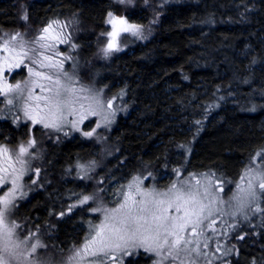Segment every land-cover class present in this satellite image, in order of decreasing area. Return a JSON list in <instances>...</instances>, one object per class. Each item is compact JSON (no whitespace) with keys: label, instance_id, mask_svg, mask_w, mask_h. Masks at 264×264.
<instances>
[{"label":"trees","instance_id":"1","mask_svg":"<svg viewBox=\"0 0 264 264\" xmlns=\"http://www.w3.org/2000/svg\"><path fill=\"white\" fill-rule=\"evenodd\" d=\"M143 1L129 8L117 0H0V35L73 13L91 28L75 37L83 51L103 37L110 11L149 23L152 13ZM155 8L145 41L93 69L101 75L98 85L124 91L129 108L107 133L110 155L100 159L101 173L159 176L181 168L234 182L254 151L264 148V0H179ZM19 129L3 122L0 134L16 138ZM55 143L46 156L50 182L33 191L18 212L44 240L64 248L79 244L84 232L76 228L77 214L60 215L76 188L62 176L76 157L97 158L98 150L78 138L52 147ZM260 216L230 231L232 248L224 264H264V211ZM142 262L140 253L125 264Z\"/></svg>","mask_w":264,"mask_h":264},{"label":"rangeland","instance_id":"2","mask_svg":"<svg viewBox=\"0 0 264 264\" xmlns=\"http://www.w3.org/2000/svg\"><path fill=\"white\" fill-rule=\"evenodd\" d=\"M154 1L151 2L148 0V8L152 13L151 15L153 16L154 14V18L151 16L148 19L149 23L141 24L136 21H130L125 14H115L116 16L126 17L130 23L141 25L144 38H137L130 33L123 34L120 41L121 50L113 52L112 54L127 50L136 41L143 42L146 40L151 30L150 26H153L152 24L155 22L156 4L163 6V4H169L170 2L173 3L179 0ZM124 5L132 8L134 0H132L131 4ZM107 14L105 20L108 18ZM105 20V32H107L111 30V27L105 23ZM52 21H59L61 25H66V27L61 29V27L56 26L54 30H51V34L56 35L62 31L64 36H70V42L57 44L53 40H48L46 43L53 44L54 47L46 49L31 43L40 34L41 30ZM25 27L22 31L13 30L0 35V66L15 64L23 51L28 52V55L23 57L24 65H21L20 68H14L11 73L5 71L4 76L0 77V86H3L5 82L9 85L19 83L23 89V98L19 100L18 107H12L7 104L9 99H13L15 103L14 97L16 94L0 96V110H2L0 111V126H3V122H8L13 128L22 129L16 138L8 137L7 134H0V149L6 148L8 150L6 156L0 155V176L7 175L8 177L7 186L3 188V191H0V198H6L7 193L13 188L14 180L22 186L16 189L15 206L12 207L10 214L5 220V224L8 227H11L13 223L21 225L15 231L12 238L13 243H20L27 238L25 243H20V247L17 250L20 253V258L13 261V264H69V257L74 254V250L83 246L85 238H90V233L91 235H95L96 226L104 222V209L111 210L120 208L125 203V196L120 194L121 190L124 194L132 193L134 199L137 201L134 204L132 200H129L127 202L128 208H131L135 213L136 209L140 207L138 201L141 197L137 194V179L134 178H138L139 189L141 191L155 190L156 192H167L170 186L176 183L178 187L181 184L191 185L192 190L198 192L197 199L200 201V204L208 206V209L212 212V215L208 217L202 226L205 229L203 234L190 237L193 243L189 245V248L198 247L202 254L198 256L195 252H192L191 255H188L187 252H181L180 258L177 260H164L163 256L166 255V249L160 250V255H157L156 252L145 251L147 245L144 247L130 248L129 250L113 248L108 253L109 261L107 264H125L129 257L138 256L140 253L143 254L144 258V262L141 264H224V259L231 253L232 248L229 242L230 231H233L252 218H255L254 220L257 222L263 213V211L257 212L255 209L259 207L264 210V202L257 205L256 203L245 201L241 205L237 197L244 196V192L241 190L246 191L250 183L257 186L259 173L261 170H264V158L257 157V154L264 153V148L255 150L239 177L234 182L228 183L219 179L211 172L192 173L185 172L181 168H176V170H179V173L175 171L172 174L166 173L159 176H148L145 173L136 172L127 177L112 178L105 173H101L104 172V169L101 164L102 160L100 159L103 156V159H105L110 155L106 151L107 133L115 126L120 116H125L129 112V108L125 104L124 91L119 90L115 92L114 90L106 89L98 85L101 75L99 71L93 70L96 64L103 62L106 66L109 64L112 54L104 58L100 53V49L105 46L108 38L106 36L100 39L97 38L89 48L79 51V46L75 39L76 35H84L91 28L84 26L79 20V17L73 13H69L66 16L53 17L38 28H34L31 25ZM17 33L20 36L13 41L11 37ZM5 42H7V50H5ZM22 43L24 45L23 48H21ZM72 44L77 45V47L73 49ZM85 54L90 55L91 58ZM44 56L52 57V63L54 64L63 60V68L58 66L41 68L38 64L32 63L33 60H43ZM64 57L69 58L64 59ZM44 63L48 64L49 61H44ZM29 68L52 76L53 81L59 77L62 84L69 89H73V91L66 94V98L75 102L70 103L61 110L63 113V121H57L60 123L59 130L45 128L43 124L33 125L31 120L24 117L26 104L32 105L33 110L30 114L34 117L37 115L36 105L39 104L41 108L44 106V101H37L35 97L46 96L49 93L42 92L39 85L47 88L55 87L52 81L44 80L30 74ZM64 73H67V76ZM109 101H111V107H109ZM9 108H11V111H9ZM90 110L95 111L96 114H88ZM46 111L45 109L43 112H40V115H45ZM17 115L20 116V119L14 122V118ZM82 116H86V119L80 122ZM49 120L45 122H49ZM73 123H76L75 128L73 127ZM98 124L100 127H97ZM93 128L96 129L93 136L86 137L83 135L84 132L91 131ZM73 138L90 142L92 146L97 148L98 156L97 158L89 157L87 159H79L76 157L71 163L67 164L65 173L62 176L64 179H72L76 186L69 196L71 198L66 201L63 207L65 210L64 213L69 214V216L77 214L76 216L81 221L80 219L77 221L76 228L84 232L83 240L79 244L71 242L70 245L63 248L58 245L55 246L46 239L44 240L45 235L37 227H32L20 215L18 207L33 191L42 188L44 184L50 182L48 178L49 174L47 173V165L49 163L47 164L48 161L46 159L47 150H49L48 148L50 146L49 143L56 142L52 147H59L67 140ZM29 139H34L35 145L28 149L30 155L23 157L25 161L23 166L24 175L20 176L19 180H16L22 167L17 160L19 146L21 144L27 146ZM254 157L256 158L255 160ZM81 165L83 168L80 167ZM4 169H7L6 173ZM36 169L40 170L39 175L36 174ZM160 179H166L168 182L160 186L157 183ZM21 192L26 193L23 198H20ZM85 196H90L92 199L86 204H80V201ZM160 199H165V197H160ZM72 205H76V207L71 208V211H69ZM164 207H167V205H164ZM198 207L199 205H197ZM96 208H100L101 211H92V209ZM123 211H127V209H123ZM169 213H174V209H169ZM207 214L206 210L204 215L207 216ZM212 220L216 222L214 225L215 231L209 228ZM243 227L245 226L243 225ZM187 231L191 232V227ZM30 233H35V236H31ZM196 241H198V244ZM33 244L39 245L34 253L31 251V245ZM204 253L206 255H203ZM112 257H115V259H111ZM147 257L149 259L146 261L145 258Z\"/></svg>","mask_w":264,"mask_h":264},{"label":"snow or ice","instance_id":"3","mask_svg":"<svg viewBox=\"0 0 264 264\" xmlns=\"http://www.w3.org/2000/svg\"><path fill=\"white\" fill-rule=\"evenodd\" d=\"M148 0H145L147 3ZM121 4H131L132 0H118ZM108 18L105 23L111 27L110 31L101 33V36H106L107 43L103 48L100 49V53L104 58L109 57L113 52L120 51V41L123 34L130 33L132 36L143 39L142 26L139 24L130 23L124 16H116L113 12H108ZM26 18V17H24ZM56 26L62 28L66 25H61L59 21H52L46 27H44L40 34L31 42L38 45L40 48H51L54 47L53 44L46 43L48 40H53L57 44H64L70 42V36H64L63 32H59L56 35L51 34V30H54ZM20 34L17 33L12 36L11 39L15 41ZM23 43L21 48H23ZM72 48H76L77 45L72 44ZM5 50H7V42H5ZM28 52L23 51L20 58L15 64H5L0 66V77L4 76L5 71L11 73L14 68H20L24 65V56H27ZM69 57H64L68 59ZM53 58L49 56H44L43 60L37 61L33 60V64H38L39 67H60L63 68V60L58 63H52ZM44 61H49L45 64ZM26 66V65H25ZM29 73L40 77L44 80L52 81L55 85L54 88H47L43 85H39L42 92L49 93L46 96H36L37 101L43 100L44 106L40 107L39 104L36 105L37 115L34 117L31 115L32 105L26 104L24 109V117L31 120L33 125L43 124L45 128H55L59 130L60 123L57 121H63L62 109L67 107L70 103L75 101H70L66 98V94L73 91L69 89L64 84L61 83L59 77L53 81V77L50 75H45L43 72L34 71L33 68H29ZM67 76V73H64ZM36 86V85H34ZM31 91V89H29ZM23 89L20 84L9 85L6 82L3 86H0V96L16 94L14 99H9L7 104L12 107L19 106V100L22 99ZM122 94V93H121ZM31 99V97H29ZM109 107H111V101L108 102ZM47 110L45 115H40V112ZM2 111V110H0ZM11 111V108H9ZM90 115H95V111H89ZM49 118H51L49 120ZM20 116L17 115L14 118V122L18 121ZM86 119V116H82L80 122ZM107 119V117H106ZM49 120V122H45ZM199 123V122H197ZM73 127H76V123H73ZM97 127H100L98 124ZM96 129L93 128L91 131L84 132L83 135L86 137H91L95 134ZM35 140L29 139L27 141V146L21 144L19 146V152L17 155V160L21 164V170L19 176L16 180H19L20 176L24 175V164L25 161L23 157L25 155H30L28 152L29 148L34 147ZM8 150L6 148L0 149V155H7ZM257 157L264 158V153H258ZM256 158L254 157V160ZM83 168V166H80ZM259 167V166H258ZM5 173L7 169H4ZM36 174L39 175L40 170L36 169ZM179 173V170H176ZM137 179V194L141 197L138 201L140 207L136 209L135 213L131 208H128V201L132 200L133 203H137L134 199L132 193L124 194L121 190L120 194L125 196V203L120 206V208L107 210L104 209V222L101 225L96 226L95 235H91L90 238H85V243L79 249L74 250V254L69 257V264H107L109 261L108 253L113 249L129 250L130 248L145 247L147 252H156L160 255V250L166 249V255L163 256L164 260H177L180 258L181 252H187L191 255L195 252L198 256L201 255L199 248H189V245L193 243L190 238L192 236H199L203 234L205 229L202 227L204 222L212 215L208 206L200 204L197 199L198 192L192 190L191 185L181 184L179 187L176 183H173L167 192H156L152 191H141L139 189V181ZM8 177L7 175L0 176V191L7 186ZM35 183V181H33ZM22 187L20 184L13 181V188L7 193L6 198H0V264H13L20 258V253L17 251L20 247V243H25L21 241L20 243H13L12 238L15 231L21 227L18 224H11L8 227L5 224L6 217L10 214L12 207L15 206L16 200V189ZM131 187V186H130ZM244 192L243 197H237L240 204L243 205L245 201L251 203H256L259 205L264 202V170H261L258 177V184L254 186L249 184L248 189L241 190ZM26 193L21 192L20 198ZM160 197H165V199H160ZM92 197L85 196L80 204H86ZM167 205V207H164ZM197 205L199 207L197 208ZM76 207L72 205L69 208ZM127 209V211H123ZM169 209H174V213H169ZM207 210V216L204 215ZM94 212L101 211L100 208L92 209ZM257 212L264 211L257 207L255 209ZM182 213V214H181ZM65 213L61 212L60 215L63 216ZM215 220L211 221L209 228L215 231L214 225ZM191 227V232L187 230ZM31 236H35V233H30ZM243 239V237H240ZM198 244V241H196ZM38 244L31 245V251L34 253ZM203 255H206L204 253ZM111 259H115L112 257Z\"/></svg>","mask_w":264,"mask_h":264},{"label":"bare ground","instance_id":"4","mask_svg":"<svg viewBox=\"0 0 264 264\" xmlns=\"http://www.w3.org/2000/svg\"><path fill=\"white\" fill-rule=\"evenodd\" d=\"M172 177V176H171Z\"/></svg>","mask_w":264,"mask_h":264}]
</instances>
